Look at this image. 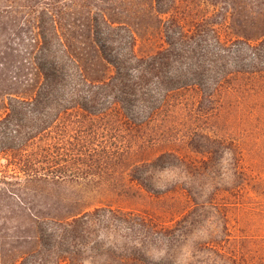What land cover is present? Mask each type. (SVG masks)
I'll list each match as a JSON object with an SVG mask.
<instances>
[{"label":"trees","instance_id":"obj_1","mask_svg":"<svg viewBox=\"0 0 264 264\" xmlns=\"http://www.w3.org/2000/svg\"><path fill=\"white\" fill-rule=\"evenodd\" d=\"M183 1L0 0V264L40 253L19 247L32 241L49 251L51 241L84 238L100 220L126 225L168 253L151 260L126 249L122 263L256 264L248 257L253 243L240 251L227 225L215 221L198 233L205 239L192 238L190 258L176 261L170 253L195 234L197 211L221 215L190 191L195 207L168 228L106 201L110 190L103 187L120 176L132 182L141 169H200L178 153L180 142L206 156V176L229 145L238 173L240 141L233 137L193 132L154 155L162 136L140 135L167 122L179 93L195 92L193 107L206 120L238 94L264 97V0ZM152 38L159 39L156 49L138 56L137 42ZM67 187L75 191L62 192ZM259 246L264 264V241Z\"/></svg>","mask_w":264,"mask_h":264},{"label":"rangeland","instance_id":"obj_2","mask_svg":"<svg viewBox=\"0 0 264 264\" xmlns=\"http://www.w3.org/2000/svg\"><path fill=\"white\" fill-rule=\"evenodd\" d=\"M190 1L184 0L182 4L187 5ZM199 9H204L202 12L205 14L211 11L201 5ZM201 15L204 14L200 13L199 16ZM221 32L224 39L233 38L230 33ZM157 44L158 38H152L150 42L139 40L136 53L138 56L150 54ZM4 57L5 55H0V61H4ZM260 83L264 85V79ZM243 96L247 97L245 94H238L237 97L227 100L218 117L213 116L212 119L206 120L197 111V107H193L197 98L195 92L176 94L171 99L175 109L167 118V122L160 126L146 127L140 133L141 137L146 136L148 139L162 136L163 140L152 150L154 155L172 149L170 146L174 144L170 145L171 138L185 139L193 132L217 131L227 139L233 137L240 141L237 152L241 154L238 155L240 163L237 174L233 173L232 161L226 154L229 145L208 163L207 167H211V172L206 176L208 171L201 163L206 160V156L188 149L180 142L175 146L178 153L186 157L187 161H196L195 163L201 166L200 169H189L184 165L175 168L141 169L138 181H126L125 176H120L115 185L103 187L110 190V197L106 201L114 210L123 214L144 216L158 227H172L183 215L193 210L195 205L188 191L195 195L198 202L212 201L220 207L221 215H216L209 208L197 211L194 218L198 222L194 229L195 234L185 239L180 247L170 253L175 256L177 262L184 263L190 258L192 238L205 239L198 233L202 231V227L209 228L213 221L227 225L231 239H237L232 245L244 247L240 248V251L245 249L244 243L252 242L253 245L250 243L248 246L251 250L248 257H252L250 260L256 264L260 262L259 242L264 241V97L252 96L245 100ZM249 113L254 114L251 121L248 125L242 124V120ZM139 160L141 158L138 155L134 156V161ZM0 187H3L1 183ZM73 191L75 190L68 187L62 189L64 193ZM7 227L11 225L8 224ZM127 227L115 221L100 220L92 225L84 238L51 241L48 244L49 251L32 241L19 247H24V251L30 252L36 246L41 252L25 257L22 264H131L122 263V254L126 249L144 252L151 260L168 255L166 251L155 248L156 246L141 236L133 234ZM4 228L5 225L0 222V229ZM27 228L24 225L20 228L21 232H25ZM242 238L246 239L241 240ZM14 245L18 246L17 243Z\"/></svg>","mask_w":264,"mask_h":264}]
</instances>
